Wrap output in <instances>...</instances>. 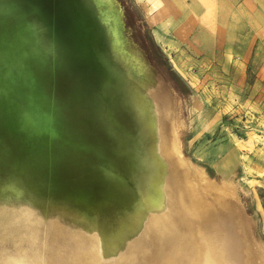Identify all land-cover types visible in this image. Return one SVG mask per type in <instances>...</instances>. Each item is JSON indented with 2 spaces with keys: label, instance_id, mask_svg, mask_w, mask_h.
<instances>
[{
  "label": "rangeland",
  "instance_id": "rangeland-1",
  "mask_svg": "<svg viewBox=\"0 0 264 264\" xmlns=\"http://www.w3.org/2000/svg\"><path fill=\"white\" fill-rule=\"evenodd\" d=\"M45 1L0 0V6L5 4V26L22 28L23 35L15 34L20 39L34 35L43 62L49 56L41 63L45 66L40 71L43 91L39 90L50 91L62 104L60 113L66 122L84 134V148L74 147L69 154L62 151L70 158L59 162L56 174L37 183V189L52 182L54 188L46 192L57 201L74 188L101 192L106 182L100 178L95 179L96 186L93 183L97 182L84 181L88 174L84 164L100 156L108 158L121 180L133 186L135 178L130 180L125 173L135 142L123 130L124 126H141L137 108L143 103L149 120L157 126L156 136L172 140L176 158L184 164L204 203L213 209L214 218L207 223L215 227V239L236 245L239 262L226 259L232 264H264V0H110L118 19L115 44L93 4L94 13L87 9L84 14L63 12L69 0H59L61 5L53 0L48 6ZM226 14L228 19L223 18ZM153 48L164 56L187 91H177L156 67L150 54ZM83 126L90 127L89 133ZM18 160L9 158L3 171ZM30 167L37 171L35 164ZM164 175L167 193L175 195L166 205L177 210L182 172L169 165ZM10 184L13 190L8 195L16 197L20 183ZM23 184L28 186L26 181ZM103 203L106 219L114 211L128 209L124 201L114 202L113 196ZM179 220L182 223L183 217ZM133 222L126 216L118 226L129 241L119 258L144 264L148 255L156 254L147 242L152 232L147 235ZM173 222L178 236H184L185 228L178 220ZM97 225L101 229L100 218ZM66 239L54 240V247ZM14 243H0V261L1 251L6 258L20 254L40 260L39 250L29 249L33 245L29 241L24 240L22 246Z\"/></svg>",
  "mask_w": 264,
  "mask_h": 264
},
{
  "label": "bare ground",
  "instance_id": "bare-ground-1",
  "mask_svg": "<svg viewBox=\"0 0 264 264\" xmlns=\"http://www.w3.org/2000/svg\"><path fill=\"white\" fill-rule=\"evenodd\" d=\"M52 2L45 1V6ZM55 2L62 4L59 0ZM91 4L97 9L102 20L100 22L109 26L107 29L111 31L115 44L118 40V19L110 0H69L63 12L86 14L88 9L93 14ZM4 5L0 6V243L6 241L16 245V242L17 246H22L21 243L27 240L33 244L29 249L35 248L41 255L40 260L28 256L29 261L20 254L6 258L1 251L0 264H118L119 261L127 264L131 261L126 262L119 257L121 248L129 241L122 237V229L118 228L126 216L145 229L144 233H154L153 236L158 239L157 242L151 235L148 236L150 241L147 242L156 254L148 255L144 264H232L226 259L227 256L238 261L236 245L215 239V227L207 223L214 218L213 209L204 203L184 170V164L176 158L172 140L156 136L157 126L149 120L148 109L144 108L143 103L141 108L135 106L139 111L137 120L141 126H124L123 130L135 142L131 167L125 173L130 180L135 178L133 186L127 179L121 180V173L112 169L116 166H109L108 158L100 156L92 163L84 164L88 171L84 181L97 182L95 179L100 178L106 182V187L101 184L104 187L101 192L92 190L86 193L74 188L71 193L65 191L66 195L57 201L56 197L49 195L51 192H46L54 188L52 182H45L46 186L37 189V183L56 174L59 162L70 158H65L62 151L68 150L69 154L74 147L78 151L79 147L84 148V134H78L66 122L63 112L60 113L62 104L54 98L53 93L44 91V94L39 90L43 85L40 71L45 66L41 63H46L49 56L43 62V51L36 47L34 35L20 39L15 34L23 35L22 28H13V24L5 26ZM66 21L69 23L70 18ZM135 104L138 105L139 101ZM84 129L89 133V126ZM13 142L17 144L13 145ZM83 152L81 155L85 154ZM9 158L19 160L4 172L3 164ZM30 163L35 164L37 171L30 167ZM169 165H175L182 172L177 210L166 205L175 196L166 190L164 170ZM89 168L94 171L90 175ZM80 178L83 179V174ZM10 183H20L16 197L11 195L13 189L8 186ZM93 184L96 186L98 182ZM22 194L28 196L23 199ZM111 196L118 204L124 201L128 209L114 211L106 219V208L102 204ZM56 209H60L57 215L54 214ZM172 215L176 218L173 221L178 220L181 228H185L184 236H178L179 230L175 229ZM180 215L183 217L182 223ZM99 218L101 229L97 225ZM126 227L123 226V229ZM62 237L68 240L54 247V240ZM163 240L168 241L165 243ZM4 245L6 243L1 246ZM21 251L24 252L23 249Z\"/></svg>",
  "mask_w": 264,
  "mask_h": 264
},
{
  "label": "trees",
  "instance_id": "trees-1",
  "mask_svg": "<svg viewBox=\"0 0 264 264\" xmlns=\"http://www.w3.org/2000/svg\"><path fill=\"white\" fill-rule=\"evenodd\" d=\"M154 50L150 53L153 57L154 60L156 61V67L165 72L167 75L168 79L174 84V87L176 88L177 91H187L186 86L182 82L181 78H179L175 72L172 70V68L167 64L166 59L164 56L159 52L158 49L153 48Z\"/></svg>",
  "mask_w": 264,
  "mask_h": 264
},
{
  "label": "crops",
  "instance_id": "crops-1",
  "mask_svg": "<svg viewBox=\"0 0 264 264\" xmlns=\"http://www.w3.org/2000/svg\"><path fill=\"white\" fill-rule=\"evenodd\" d=\"M218 8V7H217ZM216 11H217V9H216ZM212 12V11H211ZM216 13V12H215ZM216 16V14H214V16H212L213 18ZM228 15L226 14V16H224L223 18H226V19H228ZM227 30H228V28H227ZM227 34V33H226Z\"/></svg>",
  "mask_w": 264,
  "mask_h": 264
}]
</instances>
